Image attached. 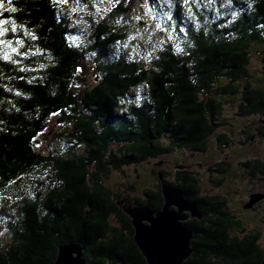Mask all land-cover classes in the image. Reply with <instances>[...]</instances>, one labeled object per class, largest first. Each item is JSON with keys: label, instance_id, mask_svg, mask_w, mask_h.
<instances>
[{"label": "trees", "instance_id": "16d2710c", "mask_svg": "<svg viewBox=\"0 0 264 264\" xmlns=\"http://www.w3.org/2000/svg\"><path fill=\"white\" fill-rule=\"evenodd\" d=\"M138 4L153 20L145 18V28L153 23L159 32L135 54L121 44L135 30L123 19ZM0 5L8 11L1 20L16 25V37L5 33L0 46V194L7 195L18 178L28 188H18L10 209L0 207L8 237L0 240V264H51L58 244L75 242L82 244L87 264H145L130 219L117 205L123 194L113 193L103 179L165 154H202L212 136L214 148L230 145L226 132H215L223 125V105L238 95L240 114L252 118L264 140V85L252 84L249 70L252 52L264 55V0H223L209 8L190 3L189 11L170 0H118L111 17L119 23H93L84 14L65 20L59 0ZM74 6L80 0L69 2L68 8ZM7 45L20 54L5 50ZM84 65L94 83L81 90ZM50 116L69 126L66 154L42 155L35 148ZM240 166L264 182L260 159ZM217 167L224 173L228 164ZM43 172L52 175L45 185ZM156 173L155 190L134 198L137 204L162 208L161 178L203 215L184 221L193 233V251L183 264L262 263V234L245 231L220 194L202 195L197 175L186 169L176 173V183Z\"/></svg>", "mask_w": 264, "mask_h": 264}, {"label": "rangeland", "instance_id": "374dc122", "mask_svg": "<svg viewBox=\"0 0 264 264\" xmlns=\"http://www.w3.org/2000/svg\"><path fill=\"white\" fill-rule=\"evenodd\" d=\"M72 0H69L71 2ZM118 0H80L79 7H69V2L66 0H59L61 4L60 13L64 19H74L77 15L84 14L86 17H92L93 23L109 22L119 23V19H113L111 17L114 14L111 11V7L117 4ZM154 2L158 0H153ZM241 1V0H240ZM171 3L178 6H183L190 9L189 4H199L209 8L211 5H220L223 0H170ZM146 5H136L132 14L123 19L125 23H130L134 26V32L129 35L130 38L122 43V47L130 53L133 51L135 54L143 52V48L140 45H146L150 42L151 37H156L158 29L153 23L150 24V28H145V22H152V17L147 16ZM86 8V10L84 9ZM8 11L5 7L0 5V20L2 15H7ZM67 13V14H66ZM187 17L191 13L185 14ZM91 22V23H92ZM5 33L15 35L12 31V25L6 22L3 26ZM16 32V31H15ZM4 37V36H3ZM3 37L0 39L3 40ZM13 38L14 41L17 38ZM12 40V42H13ZM161 42V37L160 40ZM158 41L156 40L155 44ZM6 44V43H5ZM18 44V43H17ZM3 43H0L2 46ZM19 46V45H18ZM1 48V47H0ZM142 48V50H140ZM5 50H13L9 45L4 47ZM2 50H0V59L2 58ZM14 54H20L18 50ZM264 55L257 54V51L252 52L249 60V70L251 71V82L256 85L261 83L264 85V64L262 59ZM81 71L85 74L79 73V89L85 90L88 85L94 83V76L89 66H83ZM241 96L238 95L235 98H228L227 102L223 105V125L216 129L215 134L226 132L231 139V144L226 147L214 148L213 142L215 136L208 139L206 152L191 153V152H173L171 154H165L157 158L148 159L144 162L123 166L121 171H112L110 175L103 179L104 185L109 188L113 193L123 194L127 199L138 198L144 199L143 192L145 190H155V186L158 183L155 175L156 171H162L167 174V180L176 183L178 172L182 170H188L196 174L198 177V185L200 186L201 194L207 196H222L227 202V208L233 211L237 217L241 218L247 225L245 231L251 232L258 230L262 234L260 238V247L264 249V196L263 198L253 204L251 207H245L248 204V195L252 193H260L264 190L263 178L257 176H250L249 171L243 169L240 164L246 161H252L254 159H260L264 163V140L259 139L256 134V129L252 122L251 117H242L239 112L238 105H240ZM68 127H64L58 123L57 116H50L46 122L44 131L37 137L35 148L37 152L42 155L53 156L56 151L63 153L70 152L71 143H67ZM245 131V133H244ZM244 133V134H243ZM78 152H81V148H75ZM220 163L228 164V168H225L224 173H218L217 165ZM225 166H223L224 168ZM128 171V172H127ZM157 174V173H156ZM41 179H43L44 185L46 181L52 179V175L45 172L41 173ZM176 179V180H175ZM18 188H28L22 184V179L18 178L13 182L12 189L7 191L6 194H0V207L10 209L12 207V197H16L18 194ZM16 189V190H14ZM264 193V191L262 192ZM14 194V195H13ZM23 195V194H22ZM261 195V194H260ZM264 195V194H263ZM17 198V197H16ZM248 201V202H247ZM239 208H244L239 211ZM257 211L250 212V210ZM112 224L114 222L112 221ZM0 222V240L3 244L8 241V237L5 235V230ZM2 230V233H1Z\"/></svg>", "mask_w": 264, "mask_h": 264}, {"label": "water", "instance_id": "95a60500", "mask_svg": "<svg viewBox=\"0 0 264 264\" xmlns=\"http://www.w3.org/2000/svg\"><path fill=\"white\" fill-rule=\"evenodd\" d=\"M159 180L163 198L159 211L153 210L149 203L137 204L124 196L117 205L130 219L133 242L145 264H183L193 251V233L184 221H201L203 215L196 202L187 199L179 189L163 182L161 178ZM262 198L260 194L252 195L245 207H251ZM51 264H87L82 244H58L55 260ZM261 264H264V260Z\"/></svg>", "mask_w": 264, "mask_h": 264}, {"label": "snow or ice", "instance_id": "6c2138e0", "mask_svg": "<svg viewBox=\"0 0 264 264\" xmlns=\"http://www.w3.org/2000/svg\"><path fill=\"white\" fill-rule=\"evenodd\" d=\"M6 22L4 20H0V37H3L5 34V29L2 27ZM12 31L13 33H15L16 31V25H13L12 27ZM0 43H6L4 40L0 39ZM7 43H11L10 41H8ZM17 43H19V41H17ZM13 52L16 51L15 48L12 49ZM5 58H7V53H5Z\"/></svg>", "mask_w": 264, "mask_h": 264}, {"label": "bare ground", "instance_id": "6f19581e", "mask_svg": "<svg viewBox=\"0 0 264 264\" xmlns=\"http://www.w3.org/2000/svg\"><path fill=\"white\" fill-rule=\"evenodd\" d=\"M128 172V171H127ZM162 174V173H161Z\"/></svg>", "mask_w": 264, "mask_h": 264}]
</instances>
